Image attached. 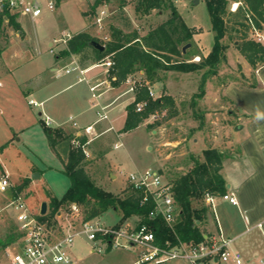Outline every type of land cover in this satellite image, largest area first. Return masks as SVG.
Segmentation results:
<instances>
[{
    "label": "rangeland",
    "instance_id": "rangeland-1",
    "mask_svg": "<svg viewBox=\"0 0 264 264\" xmlns=\"http://www.w3.org/2000/svg\"><path fill=\"white\" fill-rule=\"evenodd\" d=\"M174 4L185 23L198 27L201 33L196 41L193 39L191 52L207 54L210 50L207 49V42L211 46L213 33L204 0H198L197 3H193L192 0H175ZM99 9H104L105 14L101 18V26L98 27L95 17ZM168 15V9L152 10L146 15H138L129 1L120 6L119 0H58L55 8L43 7L41 14L36 18H30L28 15L20 17L22 33H17L18 29L13 25L6 23L1 25L0 176L6 174L9 182L15 187L21 185L24 179H28L20 192L32 212L36 214L39 211L41 203L47 202L49 194L59 198L69 184L59 160L66 154L62 151L66 144L62 142L54 151L51 150L41 120L47 117L51 122L50 127H53L57 120H64L65 123L62 125L70 127L68 113L76 110L74 104L68 103L70 100H75L76 105L87 109L89 120L95 117L94 108L92 109L90 104L91 92H87L83 80L77 81L78 76L82 75L77 70L66 74L63 69L76 63L81 68H86V72L95 75L100 73V81L106 79L108 69L102 62L86 61L79 64L73 54L61 55L54 64L55 55L66 50L67 40L63 41L61 38L67 34L71 37L78 32L87 31L104 42L111 25L126 31L138 29L142 35L149 28L166 20ZM18 26L20 28L19 22ZM191 28L196 32L195 28ZM251 37L256 39L253 31ZM54 39L56 41L53 42ZM233 39L234 37L225 39L227 43L225 58L219 64L215 75H207L205 93L202 96L193 95L199 92L198 85L204 69L191 72L159 70V80L151 83L145 79L142 70V72L136 70L131 75L136 81L137 88L147 85L155 99L163 94L170 95L175 104L176 114L168 116L169 112L166 109L155 110L157 112L155 120L146 117L136 128L120 132L119 138L112 131L101 136L93 132L91 136H94V140L91 147L98 155H95L86 169L93 175L96 184L105 190L120 193L128 185L126 175L129 172L147 168L158 171L165 181L172 183L176 177L189 169L193 159H202L204 149L215 147L212 139L225 122L228 131L225 130V136L227 134L233 139L242 133L240 129L236 131L239 123L235 109L217 97L215 100L212 99L221 89V85L227 82L248 84L253 81L251 74L255 70L235 46ZM51 41L53 46L50 47L53 52L47 45ZM191 60L198 61L199 55H194ZM52 65H56L60 73H63L55 76L56 72L50 70ZM69 80H76L71 89L52 95ZM36 85L39 87H35ZM128 86L129 84H122L118 90L126 89L127 93ZM137 88L134 89L135 92H128L124 96L125 108L134 101ZM206 94L211 96L206 97ZM49 95L52 96L41 101ZM29 99L35 104H30ZM145 101L147 102L146 99ZM124 120L122 113L113 117L114 131L121 130ZM120 141L122 145L116 147V142ZM110 173L115 174V178H112ZM34 174L37 176L32 177ZM217 201L219 200L214 201L213 207L220 219L219 214L224 210L218 206ZM208 211L210 219H213L212 210ZM231 211H235V208ZM9 212L12 214L13 211ZM65 216L68 219L71 217L67 208L62 209L60 220L65 219ZM100 219L111 225L117 222L118 215L113 210H107ZM42 220L48 224L57 223L55 215ZM77 223L78 221L75 225ZM11 224H14L12 216L6 211L1 212L0 238L4 237ZM247 236H251L250 240H253L251 253L257 254L253 264H259L257 258L264 253V236L258 228L244 237ZM91 246L92 242L85 236L76 237L72 245L66 248L72 262L61 264H130L139 253L138 247L129 249L111 247L92 251ZM3 250H0V253H3ZM168 264L190 263L184 259H175Z\"/></svg>",
    "mask_w": 264,
    "mask_h": 264
},
{
    "label": "trees",
    "instance_id": "trees-1",
    "mask_svg": "<svg viewBox=\"0 0 264 264\" xmlns=\"http://www.w3.org/2000/svg\"><path fill=\"white\" fill-rule=\"evenodd\" d=\"M120 6L128 1L133 4V10L138 15H146L152 10L168 9L169 15L163 22L149 28L144 34L138 29L126 31L111 25L106 41L87 31H81L71 36L66 42V50L55 55V60L61 55L73 54L77 62L101 63L110 59L113 63L107 69L106 78L112 85H118L131 76L136 70H142L150 83L159 80V70H175L191 72L204 69L198 85L199 92L193 96L205 93L204 85L207 75L217 73L221 61L225 58L227 43L225 39L234 37L233 42L240 53L255 70L264 63V44L251 37L252 28L264 29V0H204L213 33L212 44L207 54L192 53L194 30L189 27L174 4L175 0H119ZM233 2H237L231 10ZM4 14L8 25L20 29L15 21V15L6 8ZM0 19V27L3 24ZM1 32V28H0ZM232 35V36H231ZM97 41L103 45L98 50L90 45V41ZM186 43L190 46L184 53L181 47ZM199 55L198 61L191 58ZM178 58V59H177ZM253 81L246 86H254L255 72L251 74ZM133 102L126 106V115L121 132L136 128L144 118L155 110L166 109L168 116L176 114L173 98L168 94L151 99L147 85L139 86ZM147 100L143 111H135V102ZM51 150L58 144L68 145L66 158L60 159L62 172L68 177L69 184L62 195L57 198L49 194L45 214H37L39 219L54 216L57 211L68 208L70 204H77L83 211L84 219L101 216L107 210H113L118 215L114 225H120L130 217H136V223L152 225L158 244L168 241L170 245L178 241L197 243L204 240L201 225L206 219L208 206L204 202L205 193L214 196L226 192L225 181L220 173L222 154L215 148L202 151V159H193L189 169L172 181L173 197L177 205V215L171 226L162 218H148L150 204H140L141 192L133 191L128 185L120 193H113L96 184L93 175L87 171L90 161L85 157L81 145L84 139H78L80 145L70 143V135L65 134L59 127L47 126L41 122ZM28 179H24L15 190L21 191ZM197 221L199 223H197ZM20 234L15 225L11 224L4 237L0 238V250L12 244Z\"/></svg>",
    "mask_w": 264,
    "mask_h": 264
},
{
    "label": "built area",
    "instance_id": "built-area-1",
    "mask_svg": "<svg viewBox=\"0 0 264 264\" xmlns=\"http://www.w3.org/2000/svg\"><path fill=\"white\" fill-rule=\"evenodd\" d=\"M58 0H0V19L2 23H7V17L4 14L6 8L15 16L28 15L30 18L39 16L44 8L53 9L57 6ZM237 2H233L231 10H234ZM105 14L104 9H99L95 20L98 27L101 26V18ZM257 41L261 40L259 30L252 28ZM70 38L67 34L61 40L66 41ZM58 40V39H57ZM56 41L55 39L53 42ZM52 51V47H50ZM102 63L107 68L112 65L110 59L104 60ZM77 70L81 74V80L84 79L83 74L86 68H81L74 63L71 67L63 69L64 73ZM57 75L60 70L55 69ZM107 72V70H106ZM125 82L129 84L128 92H135L137 88L136 81L131 77H127ZM148 88V95L153 97V92ZM89 91H95V85H89ZM96 94L95 97H98ZM155 99V98H154ZM30 104H35L29 99ZM147 102L140 100L135 102V111H143ZM104 106H98L95 110L98 120L107 118V114L103 111ZM147 117L151 120L157 118V112H151ZM48 124V122H46ZM75 124V123H74ZM92 126H86L85 132H89ZM74 145H80L78 139L74 141ZM116 146V145H115ZM83 148V145H81ZM128 186L133 190L141 192L140 204L149 203L150 210L148 218L154 219L160 217L163 221L171 226L177 215V205L173 197L172 184L165 181L158 171L151 168L144 170H134L126 175ZM11 183L6 174L0 176V213L12 210V218L14 225L19 232V238L13 244L5 248L0 253V264H61L71 263L70 256L66 248L71 246L74 239L78 236L92 242L91 250L101 251L111 247L132 248L138 247L139 254L137 258L130 264H168L169 261L175 259H184L190 264H243L242 254L229 247L230 239L225 237L221 230L217 228L214 232L206 235L204 240L197 243H186L178 241L174 245H170L165 241L162 245L156 241V236L152 225L146 223L123 222L120 225H107L101 219L94 217L84 219L83 211L77 204H70L68 209L70 219H61L62 210L55 213L56 224H48L38 218L37 214L32 212L25 198L20 191H12L10 195H6ZM221 198L227 200L231 204H236L237 200L232 192L224 193ZM215 196L205 193L204 202L214 211ZM78 223L75 225V222ZM264 236V220L255 224ZM259 264H264V253L258 258Z\"/></svg>",
    "mask_w": 264,
    "mask_h": 264
},
{
    "label": "crops",
    "instance_id": "crops-1",
    "mask_svg": "<svg viewBox=\"0 0 264 264\" xmlns=\"http://www.w3.org/2000/svg\"><path fill=\"white\" fill-rule=\"evenodd\" d=\"M19 15L20 14H17L15 16V21L20 24V29L17 30V33H22L23 28L19 18L23 15ZM189 27L196 29V32L194 31L193 33V39L196 41L201 33L198 30V27H194V25ZM259 33L261 35L260 42L264 44V29L259 30ZM207 43L208 49L211 46L209 42ZM47 45L49 47L51 45L53 46V42H48ZM55 62L56 60L54 59V64ZM55 69H57L56 65L50 66L51 71H55ZM70 72L66 74H69ZM139 72L142 71L140 70ZM62 73H59V75ZM59 75L55 74V76ZM99 75L100 73L95 75L86 72L83 74V81L87 86V92H91L89 91V85H95V91L93 93L91 92L92 98L90 103L91 108H94V113L98 106H104L105 108L103 111L107 114V118L98 120L95 113V117L89 120L90 118L88 117L87 109L76 105L75 100H70L68 103L74 104L73 107L76 109L73 112L68 113L67 119L71 121L70 127L62 125L65 123L64 120H57L53 126L59 127L65 134H69L71 144H74L76 139L83 138V150L85 157L90 163L93 161L94 157H96L95 155H98L91 147V143L94 140V136H91V134L95 132L97 136H101L102 134L112 131L119 138L121 130L114 131L112 119L116 114L122 113L124 118L126 115V98H124V96L128 92L126 93V89H118H120L122 84L127 83L123 81L118 85H112L107 80L106 76V79L100 81ZM80 78L81 77L78 76L77 81H79ZM75 81L76 80L65 81L63 86L52 95L54 96L61 91L71 89L75 84ZM221 86L222 87L218 90L217 95H212V99L215 100L217 97V99L225 101V103H228L231 108L235 109L238 114L237 120L240 126L239 128H236V131L240 129L242 130V133L235 136L233 139L227 134L225 136L224 133H226L225 130L227 129L225 122L224 125L220 126L217 134L213 137L212 143L215 147L212 148H215L222 154V167L220 173L225 181V193L232 192L236 197L237 203L231 204L227 200L222 199L221 195L215 196L214 201L219 200L217 201L219 202L218 206H221L224 212H220V219H218L214 209V211H212L213 219H210L208 211L206 219L201 225V229L203 236L205 237L219 228L222 234L231 240L229 247L238 250L242 254L243 264H253L254 259L257 257L256 253H251L253 240H250L251 236H244L250 231L257 229L255 226L257 222L264 220V63L255 69L254 86L241 85L233 81L227 82ZM35 87H39V85H36ZM96 94H99V96L95 97ZM52 95L44 97L41 101L47 100ZM208 96H211V94H206V97ZM221 106L222 105H220V107ZM41 121L47 126H50L51 122L50 120H47V117ZM46 122H48V124ZM89 125L92 126L90 131L85 132L84 128ZM121 145V141L118 143L116 142V147ZM67 149L68 145L62 147L64 154ZM65 158L66 154L59 158V160ZM110 175L112 178H115V174L110 173ZM15 188L16 187L11 184L6 195H10ZM232 208H235V211H231ZM209 209L210 208L208 207V210ZM6 212L12 216L9 211ZM58 212L59 211H57V214ZM97 218L100 219V216ZM126 221L135 223L137 218L130 217ZM115 223L116 222L113 224ZM197 223L199 222L197 221ZM12 244L5 248L10 247Z\"/></svg>",
    "mask_w": 264,
    "mask_h": 264
},
{
    "label": "water",
    "instance_id": "water-1",
    "mask_svg": "<svg viewBox=\"0 0 264 264\" xmlns=\"http://www.w3.org/2000/svg\"><path fill=\"white\" fill-rule=\"evenodd\" d=\"M192 1H193V3H197L198 2V0H192ZM90 45L93 46L94 48L100 50V51L103 50V45H101L97 41H94V40L90 41ZM189 46H190V43H186L185 45H183L181 47V52L184 53L186 48H188ZM239 127L240 126H237V128H239ZM36 176H37V174H34L32 177H36ZM46 210H47V204H46V202H42L41 205H40L39 214L40 215L45 214Z\"/></svg>",
    "mask_w": 264,
    "mask_h": 264
}]
</instances>
